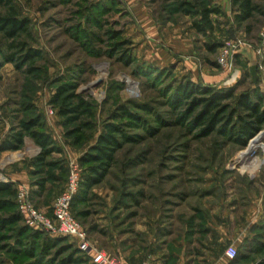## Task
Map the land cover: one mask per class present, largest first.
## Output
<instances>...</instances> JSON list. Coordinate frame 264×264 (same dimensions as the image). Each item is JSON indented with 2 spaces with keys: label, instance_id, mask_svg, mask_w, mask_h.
<instances>
[{
  "label": "rangeland",
  "instance_id": "374dc122",
  "mask_svg": "<svg viewBox=\"0 0 264 264\" xmlns=\"http://www.w3.org/2000/svg\"><path fill=\"white\" fill-rule=\"evenodd\" d=\"M14 2L31 33L18 40L37 58L15 68L7 62L11 41L0 33V144L21 123L39 118L32 130L49 146L41 162V148L28 136L20 150L0 152L6 179L0 183L15 189L13 198L0 196L14 202L0 209V218L22 217L0 231V264H95L96 252L105 255L102 264H211L217 256L230 264V246L241 256L235 264H258L264 258V125L244 147L218 134L196 138L178 122L184 107L177 110L174 93L187 81L235 87V96L260 93L264 107L255 52L264 41V16L239 25L231 0H203L220 12L209 16V26L199 0ZM257 3L264 12V0ZM71 83L78 99L58 96ZM77 100L89 114L71 123L60 110ZM108 126L116 127L112 136L120 147L103 179L86 189L83 182L97 176V166L81 159L94 153ZM71 171L77 187L69 212L86 233L87 251L75 238L28 226L16 201L25 190L29 204L51 220ZM45 238L57 241L47 255Z\"/></svg>",
  "mask_w": 264,
  "mask_h": 264
},
{
  "label": "trees",
  "instance_id": "16d2710c",
  "mask_svg": "<svg viewBox=\"0 0 264 264\" xmlns=\"http://www.w3.org/2000/svg\"><path fill=\"white\" fill-rule=\"evenodd\" d=\"M199 1L202 6L200 11L201 20L205 25L209 26V16L211 14H219L220 12L216 8H206L203 0ZM257 1L231 0V5L236 11L234 20L237 24L241 25L248 22L256 15L264 16V12ZM179 5L181 7L185 6L183 3ZM0 10H2L0 12V33L5 39L11 41L9 48L12 52L7 56V62L12 63L15 68L21 69L27 63L37 58L33 50L27 48L24 42L18 40L21 36L27 37L28 39L31 38L29 22L25 19L18 18L14 0H0ZM196 28H198V31H201L199 26H196ZM207 47L210 49V52H215L217 48V46ZM25 71L30 75H36V69L34 68H27ZM75 89V84H65L59 89L57 94L61 96L67 93L69 99H78L74 94ZM174 96L176 97L177 110L182 106L184 107L183 111L179 113L178 122L185 123L191 133H196V138H204L212 134H218L225 137L229 142L244 147L264 125V107L262 106V96L258 92L241 93L235 96V87L229 89H214L187 81L184 85L177 88ZM60 113L62 116H66L68 121L74 123L78 121L80 116L88 115L89 109L86 108V103L82 100H77L75 106L67 110H60ZM39 121V118H36L21 123L19 131L12 133L7 140H4L0 144V152L20 150L24 137L28 136L41 148L40 157L37 159L40 162L43 161L45 156L48 155L47 147L49 146V140L42 133L32 130L34 127H39ZM116 131V127L108 126V133L100 136L98 145L92 148L94 153L87 154L81 159V161L87 163H95L97 166V176L94 178L88 177L83 182V186L86 189L99 183L109 169L113 161V155L120 147V143L112 136ZM75 132H71L68 135H73ZM14 195L15 189L13 184L0 183V196L13 198ZM7 206H14V202L8 200L0 201V209ZM21 221L22 217L18 212L12 214L7 219L0 218V231L7 224H18ZM261 227L262 237L264 239V224ZM21 232L36 233L30 231L27 227H21ZM43 233L45 234L46 232L43 231ZM2 240L4 239L0 237V242ZM56 242L55 239L49 238L43 240L41 248L42 250L46 249V255L56 247ZM261 246L264 249V242ZM0 249L2 248L0 247ZM240 260L241 256L236 250L235 258L228 261H230V264H235ZM258 264H264V258L259 260Z\"/></svg>",
  "mask_w": 264,
  "mask_h": 264
},
{
  "label": "built area",
  "instance_id": "2783aa9c",
  "mask_svg": "<svg viewBox=\"0 0 264 264\" xmlns=\"http://www.w3.org/2000/svg\"><path fill=\"white\" fill-rule=\"evenodd\" d=\"M237 46V45H236ZM235 46V47H236ZM257 56L261 59L260 69L264 74V41L260 47L255 48ZM0 180H6L0 178ZM77 181L73 171H71L68 188L61 193L53 202L52 219H48L42 213L35 210L28 202L27 192L23 189L17 191L16 201L20 213L25 219V223L30 227L40 228L50 235H62L75 238L78 241L80 250H89L86 233L82 231L77 222L70 215V203L76 191ZM226 257L232 260L236 256V248L230 246L226 249ZM92 257L95 264L107 263V259L102 252H96ZM110 264H115L109 262Z\"/></svg>",
  "mask_w": 264,
  "mask_h": 264
},
{
  "label": "crops",
  "instance_id": "0c3cea01",
  "mask_svg": "<svg viewBox=\"0 0 264 264\" xmlns=\"http://www.w3.org/2000/svg\"><path fill=\"white\" fill-rule=\"evenodd\" d=\"M14 181V180H13ZM212 259V258H211ZM212 263L211 264H223V258H222V256H217V258L214 260V259H212ZM207 262V261H206ZM205 262V263H206ZM210 263V262H209Z\"/></svg>",
  "mask_w": 264,
  "mask_h": 264
}]
</instances>
